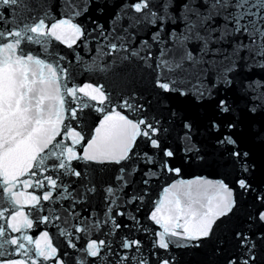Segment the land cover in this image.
<instances>
[{
  "label": "snow or ice",
  "instance_id": "6c2138e0",
  "mask_svg": "<svg viewBox=\"0 0 264 264\" xmlns=\"http://www.w3.org/2000/svg\"><path fill=\"white\" fill-rule=\"evenodd\" d=\"M0 264H264V0H0Z\"/></svg>",
  "mask_w": 264,
  "mask_h": 264
}]
</instances>
